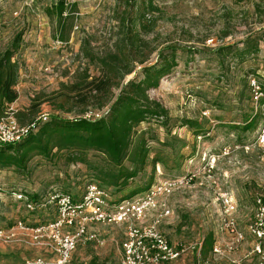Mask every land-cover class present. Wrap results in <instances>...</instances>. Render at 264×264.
I'll return each instance as SVG.
<instances>
[{"label": "rangeland", "instance_id": "obj_1", "mask_svg": "<svg viewBox=\"0 0 264 264\" xmlns=\"http://www.w3.org/2000/svg\"><path fill=\"white\" fill-rule=\"evenodd\" d=\"M64 1L68 8L71 4L76 7L71 18L58 26L54 14L58 0H0V53L20 37L13 57L18 66V98L13 103L17 122L27 126L43 116L72 119L105 113L108 106L61 111L63 97L59 95L70 85L99 75L97 58L115 53L125 32L138 35L141 55L152 51L146 64L156 61L160 49L176 46L177 66L156 89L148 91L149 98L167 110L169 131L154 121L136 128L137 133L148 128L156 131L160 141L167 138L164 145L148 143L149 159L161 157L165 162L155 165V179L195 175L167 199L171 215L161 221L159 230L172 244L186 248L172 264L204 260L210 264H234L232 260L258 264L250 253L254 239L247 227L255 217L256 199L264 195V145L259 142L264 133V104L257 105L249 79L264 82V0ZM134 66L135 71L141 68L137 63ZM133 76H127L124 83ZM118 92L114 89V96ZM254 115L255 127L242 130L245 119ZM183 119L196 127H180ZM96 166H107L104 156L87 152L83 163L35 157L27 173L0 169V230L18 219L27 224L34 220L11 193L50 190L78 196L88 183H98L92 171ZM149 173L150 166L145 178ZM223 196L236 203L233 216L245 238L226 257L212 252L214 245L223 246L230 239L219 228L226 215ZM157 215L149 214L144 224ZM94 230L104 246L78 248L72 264H118L125 226ZM209 233L214 244L204 257L201 244ZM36 257L51 255L48 249L35 246L28 232L0 238V264H23Z\"/></svg>", "mask_w": 264, "mask_h": 264}, {"label": "trees", "instance_id": "obj_2", "mask_svg": "<svg viewBox=\"0 0 264 264\" xmlns=\"http://www.w3.org/2000/svg\"><path fill=\"white\" fill-rule=\"evenodd\" d=\"M75 7L71 4L68 8L64 0H58L54 8L58 26L71 18L74 12L72 9L75 10ZM127 20L129 22V18ZM134 25L133 21L132 26ZM125 34L115 53L97 58L99 75L89 81L84 79L70 85L67 87V92L59 95L63 97L58 107L61 111L69 113L73 107H82L84 111L89 107L101 110L108 106L104 115L99 119L84 118V116L67 119L51 115L44 121H32L37 123L35 130L22 140L0 144V169L14 168L18 172L27 173V167L35 157L50 162L60 157L66 164H71L83 163L87 152H96L104 156L107 166L93 168L94 177L98 182L94 184L109 193L112 204L142 196L158 181L154 178L155 165L165 162L161 157L149 159L148 143L156 142L164 145L167 138L160 141L156 131L148 128L137 133L136 128L141 123L154 121L166 132L169 131L170 118L167 110L157 101L150 99L148 91L156 89L160 80L177 66L178 48L168 46L160 49L156 61L146 64L152 51L147 55H141L142 43L138 40V35L127 32ZM19 39V36L16 37L12 47L0 53V116L5 108L18 98L15 89L18 66L13 61V57L18 49ZM135 63L141 66L138 71H135ZM133 73L134 76L124 83V79ZM258 83L262 95L257 99V105H263L264 82L261 84L258 81ZM114 89L119 91L116 96L113 93ZM72 93L74 95H69ZM66 105L67 109H65ZM256 122V115L245 119L242 130L253 129ZM179 124L180 127L190 129L196 127L194 122L184 119ZM148 166L150 173L145 178ZM85 187L78 196L72 195L73 198L81 200ZM52 193L55 191L27 194V197L35 204H42ZM28 212L34 220L27 224L24 220L18 219L5 228L9 229L18 221H24L27 227L32 228L53 222L57 218L53 206ZM213 244V235L209 233L201 244V254L204 257Z\"/></svg>", "mask_w": 264, "mask_h": 264}, {"label": "built area", "instance_id": "obj_3", "mask_svg": "<svg viewBox=\"0 0 264 264\" xmlns=\"http://www.w3.org/2000/svg\"><path fill=\"white\" fill-rule=\"evenodd\" d=\"M16 15V14H15ZM249 88L254 99L262 94L258 81L249 79ZM103 114H93L92 118L99 119ZM40 117L35 122L44 121ZM22 126L17 122L13 104L5 108L0 116V144H10L22 140L37 123ZM264 145V133L259 138ZM195 177L187 174L182 177L158 180L142 196L131 200L110 203L109 193L100 189L96 184L89 183L81 200H76L69 194L52 193L42 204L33 203L26 194L11 193L15 202L22 203L27 211H36L53 206L56 209L55 221L27 227L18 221L5 231L0 230V238H12L17 231H25L31 235L35 246L48 249L51 257H36L26 260L23 264H72V255L80 247L94 245L102 247L105 244L95 232L98 226H125L124 239L119 243V264H172L178 261L186 252V248L169 242L160 232L161 221L171 215L167 199L177 190L187 186ZM0 193V200L2 198ZM254 220L248 225L247 232L254 241L250 253L258 258V264H264V195L256 199ZM221 203L226 213L221 220L220 231L230 238L223 246L214 245L212 252L217 256H229L235 253L244 242V235L238 227L233 214L236 203L228 196L221 197ZM157 213L155 219L144 224L147 216ZM232 263L239 264L237 260ZM196 264H210L209 260L197 261Z\"/></svg>", "mask_w": 264, "mask_h": 264}, {"label": "crops", "instance_id": "obj_4", "mask_svg": "<svg viewBox=\"0 0 264 264\" xmlns=\"http://www.w3.org/2000/svg\"><path fill=\"white\" fill-rule=\"evenodd\" d=\"M90 246H92V245H90ZM93 246H94V245H93ZM87 247H89V246H87ZM87 247H86V248H87ZM95 247H96V246H95ZM83 249H85V248H83ZM118 264H119V260H118Z\"/></svg>", "mask_w": 264, "mask_h": 264}]
</instances>
